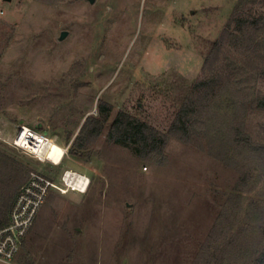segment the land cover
<instances>
[{
  "label": "rangeland",
  "instance_id": "374dc122",
  "mask_svg": "<svg viewBox=\"0 0 264 264\" xmlns=\"http://www.w3.org/2000/svg\"><path fill=\"white\" fill-rule=\"evenodd\" d=\"M239 1L0 0V150L29 170L18 197L33 174L61 188L67 171L90 179L83 194L50 190L12 264H197L210 242L219 264H244L263 245L264 113L245 119L258 151L209 144L246 95L264 93L252 60L241 92L226 77L191 141H172L160 164L111 144L109 128L90 157L70 154L100 100L111 120L126 112L166 134L198 98L192 85ZM22 126L47 133L63 161L15 149ZM246 173L260 183L239 193Z\"/></svg>",
  "mask_w": 264,
  "mask_h": 264
},
{
  "label": "trees",
  "instance_id": "16d2710c",
  "mask_svg": "<svg viewBox=\"0 0 264 264\" xmlns=\"http://www.w3.org/2000/svg\"><path fill=\"white\" fill-rule=\"evenodd\" d=\"M255 6L264 7V0L239 1L226 27L208 53L201 77L192 85L193 90L200 92L198 98H191L189 103L179 109L166 134L126 112H119L111 120L113 107L100 100L98 116H89L86 119L70 154L74 157H90L92 148L107 128H109L107 139L111 144L129 150L137 158L158 164L164 160L172 141L190 142L193 133L202 124L200 120L203 110L206 109L205 103L211 94L216 90L220 93L225 85L230 84L228 81L230 76L235 92H241V86L246 80L241 70L245 65L242 64L240 69L242 60L248 62L252 60L264 77V14L254 13ZM229 71L230 74H227ZM226 77H228L227 81ZM243 99L240 103L243 112L239 120L229 123L227 131H222L209 142L211 146L220 145L223 149L228 144H235L246 152L258 151L259 147L254 145L253 137L246 132L245 119L252 113H264V93L258 91L252 96L246 95ZM28 174L29 170L26 167L0 150V229L10 224L18 191L25 183ZM259 176L250 173L243 175L237 192L246 193L251 186L256 188L260 183ZM254 215L264 223V209H259ZM210 244L212 245L203 247L199 255L201 259L197 264H216V262L219 264L220 259L216 258V254L212 251L214 244L212 242ZM244 264H264V242L247 256Z\"/></svg>",
  "mask_w": 264,
  "mask_h": 264
},
{
  "label": "built area",
  "instance_id": "2783aa9c",
  "mask_svg": "<svg viewBox=\"0 0 264 264\" xmlns=\"http://www.w3.org/2000/svg\"><path fill=\"white\" fill-rule=\"evenodd\" d=\"M2 15V12H0ZM52 141L47 133L20 127L13 146L27 154L39 156V152ZM81 177L82 180L79 178ZM63 182L65 188L57 187L53 182L38 174H33L30 181L18 197L10 216V224L0 229V262L12 264L20 250L21 243L32 228L35 219L45 203L51 189L67 194L71 190L86 193L90 186V179L76 173L67 171ZM82 187V188H80Z\"/></svg>",
  "mask_w": 264,
  "mask_h": 264
},
{
  "label": "bare ground",
  "instance_id": "6f19581e",
  "mask_svg": "<svg viewBox=\"0 0 264 264\" xmlns=\"http://www.w3.org/2000/svg\"><path fill=\"white\" fill-rule=\"evenodd\" d=\"M39 156L42 157V159L44 158L45 160L51 161L52 163L59 165L64 159L65 150L55 142L50 141L49 144H47V146H45L42 151L39 152ZM80 175L81 174L76 173V177ZM79 178L82 180L81 177ZM81 191L83 192L84 189H81Z\"/></svg>",
  "mask_w": 264,
  "mask_h": 264
},
{
  "label": "water",
  "instance_id": "95a60500",
  "mask_svg": "<svg viewBox=\"0 0 264 264\" xmlns=\"http://www.w3.org/2000/svg\"><path fill=\"white\" fill-rule=\"evenodd\" d=\"M5 1H8V2H11V0H5ZM89 2H94V0H87ZM68 33L67 32H62L61 35H60V38H59V41H64L67 37H68Z\"/></svg>",
  "mask_w": 264,
  "mask_h": 264
},
{
  "label": "crops",
  "instance_id": "0c3cea01",
  "mask_svg": "<svg viewBox=\"0 0 264 264\" xmlns=\"http://www.w3.org/2000/svg\"><path fill=\"white\" fill-rule=\"evenodd\" d=\"M76 192L83 194L82 192H79V191H76ZM68 193H69V192H68ZM68 193H67V194H68Z\"/></svg>",
  "mask_w": 264,
  "mask_h": 264
}]
</instances>
